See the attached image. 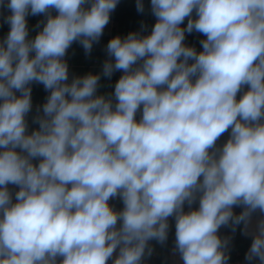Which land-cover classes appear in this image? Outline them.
I'll list each match as a JSON object with an SVG mask.
<instances>
[{
  "label": "clouds",
  "instance_id": "9594fccd",
  "mask_svg": "<svg viewBox=\"0 0 264 264\" xmlns=\"http://www.w3.org/2000/svg\"><path fill=\"white\" fill-rule=\"evenodd\" d=\"M88 2L7 4L10 31L0 43V264H57L58 257L59 264H107L118 247L114 264H142L152 253L150 240L166 241L170 216L183 264H227L220 227L235 231L243 222L248 234L252 214L264 213V0H151L157 18L151 33L117 36L107 45L114 62L104 63L103 74L124 72L114 106L95 95L99 75L67 82V49L79 41L90 53L118 0H91L85 8ZM50 9L59 14L48 15L42 31L27 39L29 10ZM137 10L143 12L142 0ZM193 30L206 36L201 52L184 43ZM33 81L51 91L36 117L39 130L28 135ZM36 157L43 158L38 166L31 162ZM9 184L19 186L15 202ZM116 196L124 204L119 212L108 203ZM197 196L199 208L185 213V202ZM256 259L264 264V219L246 254L249 264Z\"/></svg>",
  "mask_w": 264,
  "mask_h": 264
},
{
  "label": "crops",
  "instance_id": "0c3cea01",
  "mask_svg": "<svg viewBox=\"0 0 264 264\" xmlns=\"http://www.w3.org/2000/svg\"><path fill=\"white\" fill-rule=\"evenodd\" d=\"M9 0H0V43L6 39L9 31L10 24L6 22V17L11 15V9L7 7ZM144 10L139 12L137 10V0H118L116 8L110 13V19L108 24L103 30V34L99 38L98 42H93V46L90 53H86L85 49L79 43V41H74L71 46L67 49L66 55L63 58L68 65V83L76 77H84L88 74L99 75L100 80L98 82L96 96H105L106 98H111L113 106L116 103V98L114 95L115 85L121 76L124 74L123 70L114 71L111 77H107L103 74V65L106 61L111 60L114 62V57H110L107 52V45L111 39L114 37H126L129 33L137 32L141 35H149L154 27L157 18L153 15L151 10V0H142ZM91 5V0L84 5L85 8H89ZM59 13L55 9H50L48 13H41L38 15H32L30 10L29 14L26 16L28 37L27 39L33 40L35 36L42 31V28L47 22L48 15L57 16ZM191 18L196 19L197 13L195 9L191 14ZM188 18L186 17L181 27L186 28ZM206 39V36L193 30L191 33H185L184 43L186 46L194 47L197 52L203 51L201 40ZM35 53H30V56H34ZM194 61L190 60L189 63ZM143 61H138L137 65L142 64ZM195 78H193L194 81ZM31 102L32 108L26 114V134L30 135L33 131L39 130V123L36 122L37 116L43 115V104L46 103L51 90H46L44 85L39 82H31ZM15 91V90H14ZM248 91V86H245L237 93V100H239L242 95ZM16 95L19 97L21 93L16 91ZM0 103L3 100L0 99ZM142 108L137 111L135 119L139 122L142 118ZM231 135V129L222 134L216 141V148L220 149L228 141ZM21 155H27L19 147L15 149ZM214 149H210V152ZM43 158L36 157L32 158V163L38 166ZM202 179V177H201ZM8 190L12 195L13 202H15V193L19 191V186L14 184H9ZM71 187V185H69ZM115 204L124 208L122 199L118 196L115 200ZM199 208V198L189 206L187 202L184 204V212L187 213L191 210H197ZM243 211V206H233V212L235 215H239ZM264 219V213L259 210L254 212L251 217V222L248 227V234L244 233L243 222L237 225L235 231H233L232 225L221 226L218 230V236L222 240H227V247L225 249L226 254L229 258L238 257L244 264H249L246 260V254L248 253L252 240L253 233L256 229V224L259 220ZM120 221L117 223V227L120 226ZM168 233L167 239L163 243L156 240H150L148 242L149 247L152 249L150 256L145 255L142 260V264H183L181 254L176 248V236H175V225L176 220L174 216L168 217ZM119 248L113 253V256L107 261V264H114V260L119 255ZM62 257L57 258V264ZM259 260L256 259L252 264H259Z\"/></svg>",
  "mask_w": 264,
  "mask_h": 264
},
{
  "label": "built area",
  "instance_id": "2783aa9c",
  "mask_svg": "<svg viewBox=\"0 0 264 264\" xmlns=\"http://www.w3.org/2000/svg\"><path fill=\"white\" fill-rule=\"evenodd\" d=\"M4 149L3 148H0V151H3ZM118 196H116V197H113V198H111L110 200H109V205L115 210V211H117V212H119V211H122L123 209L122 208H120V207H118L116 204H115V200H116V198H117ZM119 248V247H118ZM119 250V249H118ZM227 264H244V262L241 260V259H239L238 257H233V258H229L228 260H227ZM260 264V263H259Z\"/></svg>",
  "mask_w": 264,
  "mask_h": 264
}]
</instances>
